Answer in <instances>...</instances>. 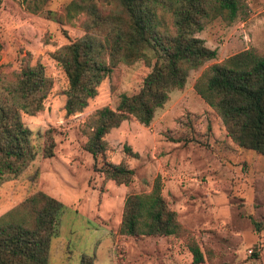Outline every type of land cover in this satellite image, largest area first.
Returning a JSON list of instances; mask_svg holds the SVG:
<instances>
[{
  "label": "rangeland",
  "instance_id": "1",
  "mask_svg": "<svg viewBox=\"0 0 264 264\" xmlns=\"http://www.w3.org/2000/svg\"><path fill=\"white\" fill-rule=\"evenodd\" d=\"M69 1L0 3V74L10 75L28 60L30 66L40 64L52 84L43 109L21 115L34 159L17 177L0 183V216L36 192L62 205L46 264H78L81 255L92 257L93 264H191L178 238L117 236L125 197L149 192L158 175L161 196L195 238L201 264H264V156L234 145L193 90L211 64L245 50L264 57V0H239L234 19L216 17L195 35L216 51L215 58L191 71L183 89L169 93L147 127L130 118L105 136L106 160L122 161L133 172L125 186L94 172L83 145L94 113L113 109L120 94L135 92L145 69L141 61L118 64L86 107L65 117L66 79L51 54L84 33L82 16L66 21L62 15ZM48 136L53 156L45 158Z\"/></svg>",
  "mask_w": 264,
  "mask_h": 264
},
{
  "label": "trees",
  "instance_id": "2",
  "mask_svg": "<svg viewBox=\"0 0 264 264\" xmlns=\"http://www.w3.org/2000/svg\"><path fill=\"white\" fill-rule=\"evenodd\" d=\"M238 5L239 0H70L64 6L66 21L84 19L83 35L51 54L66 79L65 117L80 113L118 64L141 61L145 69L135 92L120 94L113 109L103 107L93 115L83 150L104 181L125 186L133 175L124 162L106 160L105 136L130 118L147 127L169 93L183 89L191 71L215 58L216 51L195 35L216 17L234 19ZM57 21L62 22L61 16ZM27 61L10 75L0 74V183L17 177L33 161L30 131L20 118L40 112L51 90L42 66ZM193 90L234 145L264 156V57L245 50L211 64ZM52 148L48 136L43 157H52ZM123 151L130 153L128 147ZM61 213L58 201L36 192L1 215L0 264H46ZM116 233L121 238H178L191 264L203 260L195 238L162 198L158 175L149 192L125 197ZM78 264H93V259L81 255Z\"/></svg>",
  "mask_w": 264,
  "mask_h": 264
}]
</instances>
